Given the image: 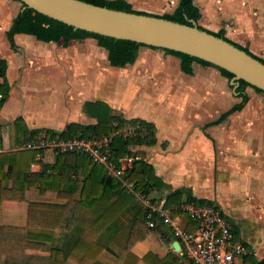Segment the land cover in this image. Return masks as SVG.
Returning <instances> with one entry per match:
<instances>
[{"label": "crops", "instance_id": "obj_1", "mask_svg": "<svg viewBox=\"0 0 264 264\" xmlns=\"http://www.w3.org/2000/svg\"><path fill=\"white\" fill-rule=\"evenodd\" d=\"M128 1L132 5L138 2ZM227 1L235 8L221 10L225 0H215V11L209 13L210 5L201 10L195 1L202 13L200 20L218 28L210 30H224L226 37L264 59V4L258 0ZM18 2L0 0V58L8 62L10 84L9 97L0 111V152L19 149L14 129L18 117H23L30 129L63 131L73 122L96 123L85 104L103 101L115 115L154 124L156 142L136 145L134 151H143L142 158L167 183L161 191L152 190L155 201L167 200L178 189L183 199L192 194L207 200L235 225L237 237L250 247L255 261L264 262V91L248 86L245 93L249 100L230 112L243 101L233 78L197 61L192 64V73H187L181 57L160 48L141 46L134 63L113 66L108 50L94 37L64 44L62 40L42 41L32 34L17 33L12 45L7 31L22 11ZM107 65L115 68L114 72L118 70V75L110 76L116 84L110 95L106 92ZM255 123L259 126L254 129ZM224 125L225 130L220 128ZM32 169L38 171L40 165ZM26 195L28 200L60 202L55 191L44 196L36 187H30ZM27 212V203L4 201L0 225L26 226ZM135 215V208H129L117 218L121 230L110 243L116 257H103L104 263L187 264L173 245L177 240L175 227L182 230L190 226L187 214L175 216L170 231L160 223L128 249ZM140 218L145 219L144 208ZM64 234L56 230L47 245L61 246ZM67 264L77 261L69 258Z\"/></svg>", "mask_w": 264, "mask_h": 264}, {"label": "trees", "instance_id": "obj_2", "mask_svg": "<svg viewBox=\"0 0 264 264\" xmlns=\"http://www.w3.org/2000/svg\"><path fill=\"white\" fill-rule=\"evenodd\" d=\"M83 1L112 9L163 17L187 25H193L202 17L200 8L194 0H180L172 13L165 14L135 9L128 0ZM198 26L202 30L226 39L264 62L262 57L252 53L248 47L226 37L224 30L213 31L199 23ZM17 33L32 34L42 41L62 40L64 44H68L72 39L94 37L101 46L108 50V58L113 66L134 63L139 48L146 46L132 40L74 29L73 26L32 8L20 11L13 19L7 31L12 45L15 44L14 37ZM166 51L181 57L182 69L187 73H192L194 61L215 66L186 53ZM7 67V60L0 58V111L10 94ZM215 67L229 78L234 77L232 72L218 66ZM237 83L236 91L243 97V101L230 112L242 108L249 100L245 93L246 88L250 86L249 83L242 79ZM85 110L97 119L96 123L73 122L63 131L50 128L30 129L23 117L15 119V142L19 149L0 152V210L4 201L27 203L28 220L26 226L0 225V264H67L69 258L76 259L77 264H106L102 261L103 257H116L110 243L121 230L117 218L129 208H135L137 212L131 222L128 249H132L137 242L144 240L156 229L149 228L145 219L140 218L142 209L137 207L138 202L128 193L119 179L107 174L103 165L94 163L82 154H55L51 148H26L38 137L65 139L102 137L121 131L125 127L133 128L135 133L132 136L115 135L111 147L114 156L130 154L141 157L135 161L133 168L126 172V181L146 193H151L152 190L161 191L167 187V183L156 174L153 165L142 158L143 152L134 151L136 145H152L156 142L154 124L143 119L129 120L121 115H115L111 107L103 101L86 102ZM1 131L2 125L0 124V147L2 145ZM33 163L40 165L38 171L32 169ZM30 187L38 188L44 196L55 191L60 202L28 200L26 193ZM182 193V190L178 189L171 194L166 200V207L183 201L208 203L207 200L197 198L192 194H187L183 199ZM173 214L177 216L182 212L173 210ZM189 222L190 226L187 230L193 231L195 221L189 217ZM162 225L168 231L171 230L170 225L165 221H162ZM56 230L65 233L63 244L50 247L49 253H43V251L47 252L46 244ZM247 247L249 253L242 258V263L235 264H251L255 261L250 247L248 245ZM255 264H264V262L255 261Z\"/></svg>", "mask_w": 264, "mask_h": 264}, {"label": "water", "instance_id": "obj_3", "mask_svg": "<svg viewBox=\"0 0 264 264\" xmlns=\"http://www.w3.org/2000/svg\"><path fill=\"white\" fill-rule=\"evenodd\" d=\"M22 10L32 8L74 27L146 46L174 50L203 59L264 91V62L244 49L198 26L163 17L112 9L83 0H18ZM162 225V224H161ZM180 249L178 240L173 244Z\"/></svg>", "mask_w": 264, "mask_h": 264}, {"label": "built area", "instance_id": "obj_4", "mask_svg": "<svg viewBox=\"0 0 264 264\" xmlns=\"http://www.w3.org/2000/svg\"><path fill=\"white\" fill-rule=\"evenodd\" d=\"M133 128L123 130L102 137L94 136L65 138H37L26 148H51L55 154L76 153L89 157L94 163L106 168L109 176L115 177L126 187L129 194L142 205L145 210V223L149 228H157L162 221L174 226L173 210L187 214L195 221V229L175 230L180 243V253L186 258L187 264H235L249 253L246 243L237 238L236 227L213 204H202L195 201H183L166 207V200L155 201L151 193L138 190L132 183L126 181V172L132 169L136 155H112V141L115 135L132 136ZM37 163L32 164V168Z\"/></svg>", "mask_w": 264, "mask_h": 264}, {"label": "rangeland", "instance_id": "obj_5", "mask_svg": "<svg viewBox=\"0 0 264 264\" xmlns=\"http://www.w3.org/2000/svg\"><path fill=\"white\" fill-rule=\"evenodd\" d=\"M178 1L179 0H138V2L133 3V7L135 9H138V10L153 12V13H157V14H165V13H172L175 10L176 6L178 5ZM195 1L201 7V10L203 9V6L205 4L206 5L208 4V5H210L208 7V13L211 11H215L214 7L216 6V4H214V3L212 4V1H215V0H195ZM251 1H256V0H251ZM258 1H260V4H264V0H258ZM20 4H21V2H18V5H20ZM235 4L238 6V3H235ZM218 8H219V5H218ZM223 8L230 9V8H235V6H234L233 2L225 0L224 4L221 5V10ZM14 14H15V11H12L11 17H13ZM198 23L201 24L202 26L210 28V29H212V27L214 28V25H212L211 23L206 24L205 22H202L201 20H199ZM214 29H218V28L215 26ZM91 46H93V45H91ZM86 47H90V45H86ZM101 59H103V58L101 57ZM104 60H105V57H104ZM104 60H103V62H106V60L105 61ZM92 61H94V59H92ZM101 62H102V60H101ZM104 64H106V63H104ZM100 67H101V69H104L103 64H101ZM115 70H116L115 68H111L108 65L106 66V71L108 74L107 82H106V84H107L106 85V92L108 95H110L111 93H114L113 91L115 90V87H116L115 82H113L114 79L110 78L111 75H118V70L116 72H114ZM258 126L259 125H257V123H255L254 126H252V127L255 129ZM220 128H224V130H225L226 126L224 125V127H220ZM221 130L222 129H220V133L223 132V130L222 131ZM252 133H254V132L252 131ZM135 151H137V150H135ZM138 151H140V150H138ZM139 205L142 209L143 208L142 205L141 204H139ZM136 212H137V209H135V213ZM238 215H237V217H238ZM239 217H240V215H239ZM235 219H236V217H235ZM50 247H52V246L47 245V252L43 251V253H49L48 250L50 249ZM67 263H68V261H67Z\"/></svg>", "mask_w": 264, "mask_h": 264}]
</instances>
